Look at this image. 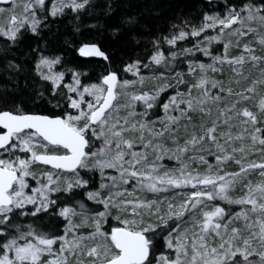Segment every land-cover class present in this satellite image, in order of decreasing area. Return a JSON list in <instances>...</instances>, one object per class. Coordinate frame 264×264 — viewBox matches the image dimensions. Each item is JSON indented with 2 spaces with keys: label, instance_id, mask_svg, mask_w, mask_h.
<instances>
[{
  "label": "snow or ice",
  "instance_id": "snow-or-ice-1",
  "mask_svg": "<svg viewBox=\"0 0 264 264\" xmlns=\"http://www.w3.org/2000/svg\"><path fill=\"white\" fill-rule=\"evenodd\" d=\"M163 8L0 0V264H264V0Z\"/></svg>",
  "mask_w": 264,
  "mask_h": 264
},
{
  "label": "trees",
  "instance_id": "trees-1",
  "mask_svg": "<svg viewBox=\"0 0 264 264\" xmlns=\"http://www.w3.org/2000/svg\"><path fill=\"white\" fill-rule=\"evenodd\" d=\"M160 2L164 5L163 15L165 17L171 18L174 16L175 13L181 11L185 13L190 12L193 17H196L197 13L204 5L206 0H160ZM89 22H93V21H89ZM195 22L198 23L199 19L197 18ZM68 35L71 36L70 29L68 30Z\"/></svg>",
  "mask_w": 264,
  "mask_h": 264
}]
</instances>
